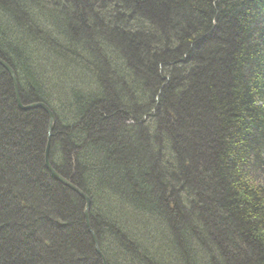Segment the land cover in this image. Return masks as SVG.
Returning a JSON list of instances; mask_svg holds the SVG:
<instances>
[{
    "label": "trees",
    "instance_id": "obj_1",
    "mask_svg": "<svg viewBox=\"0 0 264 264\" xmlns=\"http://www.w3.org/2000/svg\"><path fill=\"white\" fill-rule=\"evenodd\" d=\"M0 59L107 264H264V0H0ZM49 121L0 66V264H103Z\"/></svg>",
    "mask_w": 264,
    "mask_h": 264
},
{
    "label": "water",
    "instance_id": "obj_2",
    "mask_svg": "<svg viewBox=\"0 0 264 264\" xmlns=\"http://www.w3.org/2000/svg\"><path fill=\"white\" fill-rule=\"evenodd\" d=\"M0 66L3 67L5 70H7V73L10 75L11 77V80H12V83L15 87V91L16 93L18 92V77H17V74H15L10 65L8 63H6L5 61H1L0 59ZM17 98H18V107L23 110V111H27V110H33V109H42L46 115L48 116V119L50 120L49 121V126H48V138H47V142H48V145H47V149H46V166H47V169L48 171L50 172L51 176H53L59 183H61L63 186H66L68 187L69 189H71L75 194H78L81 199L84 200L85 202V221H87V228H88V232L92 234L93 238H94V244H96V250H97V253L98 255H100L102 261H103V264H107V260L105 258V255H103V253H101V250H100V244H99V241H98V238H97V235L96 233H94V231L92 230L91 228V221H90V208H91V204H92V201H91V198L87 197V195L81 191L78 187H75L72 185V183L70 181H68L66 178H64L63 176H61L57 170L49 163V149H50V146H51V137H52V134H53V129L56 125V118H55V115H54V112L52 111L51 107H48L46 104L44 103H41L39 102L38 104H29L27 106H24L22 104V101L21 99L18 97V94H17Z\"/></svg>",
    "mask_w": 264,
    "mask_h": 264
},
{
    "label": "rangeland",
    "instance_id": "obj_3",
    "mask_svg": "<svg viewBox=\"0 0 264 264\" xmlns=\"http://www.w3.org/2000/svg\"><path fill=\"white\" fill-rule=\"evenodd\" d=\"M11 67V66H10ZM11 69H12V67H11ZM12 71L16 74V72H15V70H13L12 69ZM6 72H7V70H6ZM11 78V77H10ZM17 94H18V97L21 99L22 97L20 96V85H19V83H18V92L16 93V91H15V87H14V95H15V97H16V101H17V103H18V98H17ZM48 130V129H47ZM52 138V137H51ZM51 145H52V142H51ZM47 149V148H46ZM50 149H51V146H50ZM50 149H49V163H50ZM45 153H46V151H45ZM47 154V153H46ZM45 158H46V156H45ZM45 165H46V159H45ZM47 167V166H46ZM262 175H263V173L262 172H260V173H258V176H259V178L260 177H262ZM68 180V179H67ZM69 181V180H68ZM72 183V182H71ZM61 184V183H60ZM62 185V184H61ZM72 185L73 186H75L73 183H72ZM63 186V185H62ZM63 187H66V186H63ZM75 187H77V186H75ZM68 188V187H67ZM69 189V188H68ZM71 190V189H70ZM72 191V190H71ZM80 197V196H79ZM81 198V197H80ZM140 219V218H139ZM142 220H139V222H141ZM86 227H87V222H86ZM92 228V227H91ZM88 229V228H87ZM89 233V232H88ZM91 234V233H90ZM91 236H92V234H91ZM92 238H93V236H92ZM93 242H94V238H93ZM95 246H96V244H95ZM97 251V250H96ZM100 256V255H99ZM101 258V257H100Z\"/></svg>",
    "mask_w": 264,
    "mask_h": 264
},
{
    "label": "bare ground",
    "instance_id": "obj_4",
    "mask_svg": "<svg viewBox=\"0 0 264 264\" xmlns=\"http://www.w3.org/2000/svg\"><path fill=\"white\" fill-rule=\"evenodd\" d=\"M48 170V169H47ZM49 172V171H48ZM49 174H50V172H49ZM51 175V174H50ZM53 177V176H52ZM55 179V178H54ZM56 180V179H55ZM57 181V180H56Z\"/></svg>",
    "mask_w": 264,
    "mask_h": 264
}]
</instances>
